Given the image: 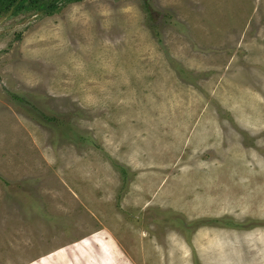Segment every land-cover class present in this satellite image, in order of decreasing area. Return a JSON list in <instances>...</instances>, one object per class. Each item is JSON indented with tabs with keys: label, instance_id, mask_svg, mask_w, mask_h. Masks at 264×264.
I'll use <instances>...</instances> for the list:
<instances>
[{
	"label": "rangeland",
	"instance_id": "1",
	"mask_svg": "<svg viewBox=\"0 0 264 264\" xmlns=\"http://www.w3.org/2000/svg\"><path fill=\"white\" fill-rule=\"evenodd\" d=\"M0 264H264V0L1 14Z\"/></svg>",
	"mask_w": 264,
	"mask_h": 264
},
{
	"label": "trees",
	"instance_id": "2",
	"mask_svg": "<svg viewBox=\"0 0 264 264\" xmlns=\"http://www.w3.org/2000/svg\"><path fill=\"white\" fill-rule=\"evenodd\" d=\"M61 1L62 0H0V15L8 12L17 15L24 11L32 10L54 14L58 10ZM148 9H150V7H148Z\"/></svg>",
	"mask_w": 264,
	"mask_h": 264
}]
</instances>
